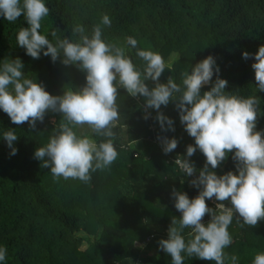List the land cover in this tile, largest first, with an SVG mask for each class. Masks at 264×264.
<instances>
[{"label":"trees","instance_id":"trees-1","mask_svg":"<svg viewBox=\"0 0 264 264\" xmlns=\"http://www.w3.org/2000/svg\"><path fill=\"white\" fill-rule=\"evenodd\" d=\"M49 15L41 21L40 33L54 45L58 39L75 42L76 25H82L91 35L93 26L100 24L107 14L111 26L102 27V39L126 49L137 68L144 62L136 56L137 49L159 53L170 68L159 78L166 83L171 77L182 84L181 73L207 56L214 57L219 78L228 82L229 94L244 98H260V114L256 131H264V92L256 89L254 56L242 58V52L254 54L264 45V0H44ZM21 27H28L23 15L8 22L0 15V65L4 59L19 58L24 76L35 79L50 95L59 96L66 89L76 90L85 84V73L76 65L74 79L65 76L66 86L57 81L64 76L63 64L41 53L33 59L16 42ZM56 35L52 36L51 33ZM127 37L134 38L137 48L127 45ZM43 72L47 73L43 77ZM217 74L214 73L212 83ZM149 89L155 86L145 81ZM212 84L201 88V94ZM117 104L120 123L113 129V144L118 152L116 161L106 170L91 173L87 183L79 180L53 179L50 169L40 167L34 157L54 135L63 117L48 112L42 124L32 129L27 123L13 124L0 109V247L7 249L6 260L0 264H171V258L159 248V241L168 238L171 219H179L174 207L172 189L195 198L200 188L191 185V177L184 175L173 163L177 156L186 157V147L194 139L185 131L175 102L161 106L160 112L173 120L175 131H162L155 119L157 111L148 109L144 119L143 97H131L118 89ZM54 119L53 122L50 119ZM127 128H126V126ZM13 130L18 139L11 149L3 139V132ZM90 135L97 143L106 137L91 133L86 126L81 134ZM175 138L177 148L165 154L158 137ZM136 142V143H135ZM135 154V156H134ZM229 153L214 171L217 176L232 171L236 162ZM197 173L205 164V157L197 149L191 157ZM171 159V160H170ZM183 181V183H181ZM209 208L211 203L206 198ZM231 207L229 201L222 202ZM206 214L202 223L210 221ZM234 216L229 226L232 244L224 251L238 257L237 264H253L255 255L264 253V220L256 227L242 226ZM191 229L182 235L191 238ZM80 233H82L80 235ZM133 248L136 240L144 241ZM86 247L82 248L83 244ZM184 264H215L185 255ZM226 264H230L226 262Z\"/></svg>","mask_w":264,"mask_h":264},{"label":"clouds","instance_id":"clouds-1","mask_svg":"<svg viewBox=\"0 0 264 264\" xmlns=\"http://www.w3.org/2000/svg\"><path fill=\"white\" fill-rule=\"evenodd\" d=\"M0 15L8 22H15L23 15L28 27H21L16 34L17 44L33 59L41 53L55 62L61 58L64 65H76L85 73V84L72 90L66 89L62 95L53 96L35 79L24 76L23 63L19 58L4 59L0 65V109L16 125L27 123L35 129L37 121L43 123L46 113H60L63 121L45 146L34 152L41 161L40 167L50 169L53 179L79 180L87 183L91 173L108 169L118 157L113 144L120 123L117 104L118 89H123L131 97H143L145 116L148 109H155V119L162 131H175L173 120L160 112L161 106L175 102L179 119L187 134L194 139V145L186 147V157H191L199 149L205 157V164L199 174L190 181L200 188L199 194L189 199L184 192L172 189L174 207L181 213L179 219H171L168 238L161 239L159 248L171 258V264H184L185 255L200 260L214 261L215 264H237L238 257L229 256L224 250L232 244L229 226L234 216L242 220V226L256 227L264 220V131H256L260 114V98H247L225 91L228 82L219 78V67L214 57L207 56L191 67V71L181 73L182 84L171 77L166 83L159 78L167 64L161 54L151 50L137 49L136 56L143 60L139 69L126 55V49L102 39V27L111 26L107 14L101 23L93 26L91 35L82 25L73 28L78 39H58L54 45L40 33L41 21L49 15L44 0H0ZM55 36L56 33H51ZM127 45L137 48V41L127 37ZM256 89L264 92V45L254 54L242 52V58L253 57ZM217 78L212 83L213 75ZM151 80V89L145 81ZM212 84L210 90L201 94V88ZM87 127L91 133L106 137L97 143L90 135H78L76 129ZM126 126V125H125ZM127 128V126H126ZM3 139L15 155L13 142L18 139L13 130L4 131ZM158 139H161L158 137ZM136 143V142H135ZM178 146L175 138H162V150L172 153ZM233 153L236 174L232 171L217 176L210 170L218 168ZM177 156L174 163L186 176L197 172L193 162ZM183 183V181H181ZM215 198V210L209 208L205 200ZM229 201L231 207H226ZM208 214L211 220H202ZM185 229H191L185 239ZM7 249L0 247V262L6 260ZM253 264H264V253L255 255Z\"/></svg>","mask_w":264,"mask_h":264},{"label":"rangeland","instance_id":"rangeland-1","mask_svg":"<svg viewBox=\"0 0 264 264\" xmlns=\"http://www.w3.org/2000/svg\"><path fill=\"white\" fill-rule=\"evenodd\" d=\"M59 65L60 64H63L61 61H58L57 62ZM75 70L78 72L79 71V69H71V68H68V66L67 65H64L63 64V67H61V71L62 72H66V74L62 77V76H59V75H56V79H57V81H62V78L64 79V77L65 76H68V73H69V75L71 76L70 77V79H74V77L76 76L74 73H75ZM47 76V73H45V72H43V77H46ZM62 85L63 86H66V80L64 79V82H62ZM50 121L51 122H53L54 121V119L52 118V119H50ZM76 131H77V133L78 134H81L82 133V131H83V128H78V129H76ZM82 233H80V235H81ZM148 240V238H145L144 239V241H140L139 239L138 240H136L135 242H133V248L134 247H137L138 245H142L145 241H147ZM84 247H86V244L84 243L83 244V246H82V248H84ZM135 249V248H134Z\"/></svg>","mask_w":264,"mask_h":264},{"label":"built area","instance_id":"built-area-1","mask_svg":"<svg viewBox=\"0 0 264 264\" xmlns=\"http://www.w3.org/2000/svg\"><path fill=\"white\" fill-rule=\"evenodd\" d=\"M134 156H135V154H134ZM175 159H176V158H173V159H172L173 163H174ZM170 160H171V159H170ZM177 167H178V166H177ZM178 168H179V167H178ZM198 174H199V173L196 172V173L194 174V176H191V178L194 179L195 176L198 175ZM209 201H210V203H211V207H212V209L215 210V208H216V204H217L218 202L215 200V198H212V199L209 200ZM210 219H211V216H210Z\"/></svg>","mask_w":264,"mask_h":264},{"label":"water","instance_id":"water-1","mask_svg":"<svg viewBox=\"0 0 264 264\" xmlns=\"http://www.w3.org/2000/svg\"><path fill=\"white\" fill-rule=\"evenodd\" d=\"M39 124H42L41 122H39ZM163 138V137H162ZM162 138L160 139V143L162 144Z\"/></svg>","mask_w":264,"mask_h":264}]
</instances>
